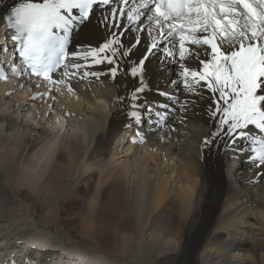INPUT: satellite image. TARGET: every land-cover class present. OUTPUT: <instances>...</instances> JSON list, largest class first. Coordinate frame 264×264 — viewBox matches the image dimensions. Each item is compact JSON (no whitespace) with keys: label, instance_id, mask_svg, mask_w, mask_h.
Segmentation results:
<instances>
[{"label":"bare ground","instance_id":"1","mask_svg":"<svg viewBox=\"0 0 264 264\" xmlns=\"http://www.w3.org/2000/svg\"><path fill=\"white\" fill-rule=\"evenodd\" d=\"M12 3H0V35ZM106 31L102 25L91 35L79 30L70 49L88 39L102 43ZM175 51L178 60V45ZM159 63L163 67L148 73L146 101L142 97L156 108L165 103L156 88L172 87L157 72L170 78L178 70V64ZM108 67L105 62L93 70ZM53 78L61 79V70ZM125 79L119 75L115 83ZM132 80L129 75L130 89ZM124 86L117 89L104 76L60 85L24 79L0 85V264L22 245L67 256L66 264H115L113 252L123 264H264V168L232 154L223 137L204 148L211 124L191 110L183 122L184 114H175V131L139 126L149 135L134 143L138 127L134 121L125 127V105L117 103ZM176 95L183 102L182 92ZM24 192L31 203L20 197ZM67 225L89 248L59 235L58 227L63 232ZM25 254L31 257L29 250Z\"/></svg>","mask_w":264,"mask_h":264},{"label":"snow or ice","instance_id":"2","mask_svg":"<svg viewBox=\"0 0 264 264\" xmlns=\"http://www.w3.org/2000/svg\"><path fill=\"white\" fill-rule=\"evenodd\" d=\"M132 3L135 6L128 8L129 0H13L2 19L14 30L12 49L32 76L53 85L64 84L65 79L100 80L102 76L111 79L117 89L125 85V95L118 92L117 103L125 105L122 111L129 119L125 127H132L133 121L138 127L140 139L134 143L144 142L149 135L139 126L148 123L153 131L165 126L175 131V114L182 112L183 122L191 110L211 124L202 140L204 148L223 137L222 146L232 154L239 152L264 168V0ZM144 18L146 28L142 27ZM94 19L98 23L93 26ZM101 25L107 30L103 43L88 39L78 43L77 49H69L70 35L77 27L91 35ZM8 43L6 35L0 48ZM169 57L173 59L167 60ZM82 60L90 62L82 64ZM160 61L178 64V70L171 74L175 79L157 72L172 87L156 88L165 100L156 108L142 97L146 101V93L152 89L148 73L163 67ZM105 62L109 66L106 72L93 70ZM58 69L62 78L56 80L52 74ZM11 71L15 75L20 70L13 67ZM119 75L126 79L116 84ZM129 75L133 78L131 89L127 86ZM5 78L0 71V79ZM68 90L73 91L71 83ZM176 91L182 92L183 102ZM206 92L212 95L206 96ZM144 111L149 113L147 119Z\"/></svg>","mask_w":264,"mask_h":264},{"label":"rangeland","instance_id":"3","mask_svg":"<svg viewBox=\"0 0 264 264\" xmlns=\"http://www.w3.org/2000/svg\"><path fill=\"white\" fill-rule=\"evenodd\" d=\"M173 67H174V64L168 63V68H173ZM171 77H172V75H170V79H173ZM117 153H119V152L117 151ZM20 197L22 199H26L29 203H31L30 200H31L32 197L27 192L26 193L24 192V194H21ZM36 212H37L38 217H40V219L43 220L44 218H43L42 213L40 212V210H37ZM33 215H35V212L33 213ZM60 227L61 226L58 227V233H60L59 235H62V236L67 235L69 239H72L74 242H76L77 245L82 246V247H88L89 248V246L91 245V243H89V242H85V241L81 242L80 238L76 235V233L73 230L72 226H70V225L65 226L66 229H64L63 232L60 229ZM63 234H65V235H63ZM99 242L105 243L106 245H113L112 243L107 242V241H105L103 239L99 240ZM105 244L104 245L100 244L99 245L100 248L104 249L105 248ZM4 245H7V244H4ZM20 247H22V246H20ZM57 253H58V251H57ZM113 253H114V255H112L113 258H111V259L115 262V264H123L124 261L121 258V256L117 258L118 254L115 253V252H113ZM65 258L67 259V256H65Z\"/></svg>","mask_w":264,"mask_h":264}]
</instances>
